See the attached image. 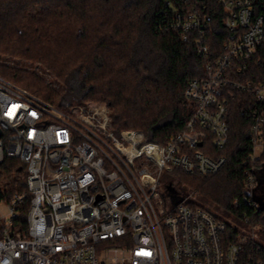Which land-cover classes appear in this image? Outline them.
<instances>
[{"label": "built area", "instance_id": "1", "mask_svg": "<svg viewBox=\"0 0 264 264\" xmlns=\"http://www.w3.org/2000/svg\"><path fill=\"white\" fill-rule=\"evenodd\" d=\"M256 1L166 2L171 28L195 42L204 75L188 82L192 113L164 145L145 141L141 131L116 133L107 110L64 111L0 76V163L14 158L26 166L30 194L24 229L16 220L25 194L15 192L0 215V264H240L248 242L259 255L246 264H264V240L249 216L242 222L250 231L238 230L229 241L231 218L191 206L183 193L168 199L161 183L176 167L203 176L222 169L225 157L211 158L200 148L208 137L217 150L227 145V102L237 90L253 96L256 106L246 191L232 207L254 210L264 203L258 176L264 164L257 168L264 159V14ZM210 3L222 8L230 33L216 55L206 34Z\"/></svg>", "mask_w": 264, "mask_h": 264}, {"label": "trees", "instance_id": "2", "mask_svg": "<svg viewBox=\"0 0 264 264\" xmlns=\"http://www.w3.org/2000/svg\"><path fill=\"white\" fill-rule=\"evenodd\" d=\"M180 0H0V59L37 64L52 78L47 82L36 71L0 62V75L25 88L54 107L68 111L91 105L110 111L114 131L137 130L145 141L164 145L181 131L192 113L185 98L188 82L204 75V60L192 39L183 41L171 28L166 6ZM256 10L264 14V0ZM222 8L208 4V45L216 55L230 33L222 25ZM227 102L229 138L217 150L210 137L200 148L211 158L225 157L214 175L186 174L179 167L171 177L187 189L190 205L216 218L249 216L264 240V209L232 201L245 193L248 165L250 112L256 103L246 92L232 90ZM264 159L257 165L260 168ZM26 166L18 159L0 163V200L25 194L18 205L21 228L26 227L30 194ZM166 189L170 186H166ZM194 194L196 195L195 197ZM216 209L218 212H216ZM222 216V217H221ZM239 231L231 224L226 238L235 241ZM259 255L248 242L240 264Z\"/></svg>", "mask_w": 264, "mask_h": 264}, {"label": "rangeland", "instance_id": "3", "mask_svg": "<svg viewBox=\"0 0 264 264\" xmlns=\"http://www.w3.org/2000/svg\"><path fill=\"white\" fill-rule=\"evenodd\" d=\"M5 63V64H8V65H11V66H16V67H21V68H28V69H31V70H34L36 71L39 75H41L42 77H44V79L47 81V82H50L51 84H54L53 81V78L47 73L45 72L39 65L37 64H30V63H25L23 61H19V60H12V59H3L1 58L0 59V62ZM1 76V75H0ZM4 78V77H3ZM6 79V78H5ZM8 80V79H7ZM11 81V80H10ZM13 83H15L14 81H11ZM17 84V83H15ZM91 107L95 110H100V111H109L108 109L106 108H95V107H92L91 105H87V107ZM110 112V111H109ZM161 183L162 185L164 186V188L170 184V183H173V187L171 189H164V196L168 199H171L173 201L177 200L180 198V195L178 193H183V194H186L187 193V189L184 188L182 185H180L179 183L177 184V180L173 179L171 177V174L170 173H166L164 172L163 176H162V179H161ZM175 190V191H174ZM178 192V193H177ZM196 195L194 194L193 197H195ZM7 201L6 200H1L0 201V215H4L7 213L8 209H7ZM216 212H218V210L216 209ZM222 217V216H221ZM224 218H227V216H224ZM228 218H231L230 220V224L237 228L239 231L243 232V233H248L250 231V227L245 224L244 222H242L241 220L235 218L234 216H228Z\"/></svg>", "mask_w": 264, "mask_h": 264}, {"label": "crops", "instance_id": "4", "mask_svg": "<svg viewBox=\"0 0 264 264\" xmlns=\"http://www.w3.org/2000/svg\"><path fill=\"white\" fill-rule=\"evenodd\" d=\"M258 176H259V177L264 176V166L261 167V168L258 170ZM260 188H263V187H262V183L260 184Z\"/></svg>", "mask_w": 264, "mask_h": 264}, {"label": "water", "instance_id": "5", "mask_svg": "<svg viewBox=\"0 0 264 264\" xmlns=\"http://www.w3.org/2000/svg\"><path fill=\"white\" fill-rule=\"evenodd\" d=\"M199 146H201V143H199ZM258 200H260V199L258 198ZM263 209H264V203H261L260 210H263Z\"/></svg>", "mask_w": 264, "mask_h": 264}, {"label": "flooded vegetation", "instance_id": "6", "mask_svg": "<svg viewBox=\"0 0 264 264\" xmlns=\"http://www.w3.org/2000/svg\"><path fill=\"white\" fill-rule=\"evenodd\" d=\"M262 187L264 189V176H263V179H262Z\"/></svg>", "mask_w": 264, "mask_h": 264}]
</instances>
